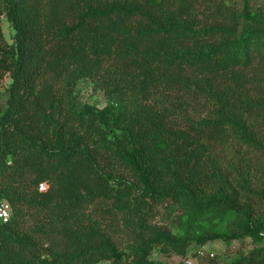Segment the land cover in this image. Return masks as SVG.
<instances>
[{"label":"trees","instance_id":"trees-1","mask_svg":"<svg viewBox=\"0 0 264 264\" xmlns=\"http://www.w3.org/2000/svg\"><path fill=\"white\" fill-rule=\"evenodd\" d=\"M2 14L0 264H158L154 247L264 236V18L247 0H0ZM82 78L104 105L78 101ZM164 200L240 220L177 235L152 221ZM225 264H264V242Z\"/></svg>","mask_w":264,"mask_h":264},{"label":"rangeland","instance_id":"rangeland-1","mask_svg":"<svg viewBox=\"0 0 264 264\" xmlns=\"http://www.w3.org/2000/svg\"><path fill=\"white\" fill-rule=\"evenodd\" d=\"M247 1L250 12L264 18V0ZM232 2L238 9L241 8L242 0H232ZM0 28L5 41L11 43L13 29L3 14L0 15ZM9 81L10 79L7 74L0 79V109H3L6 105V89ZM74 93L78 101L87 102L96 107H100L106 102L102 90L98 89L87 78L79 79L76 82ZM235 150L236 143L234 140H231L223 149L224 152L228 154L233 153L234 157H237ZM237 183L238 179L234 184L237 186ZM239 191L240 188H238V192ZM263 205L264 204H262L261 207H263ZM239 220V217L232 211H221L214 207L195 210L186 204L175 203L170 200H164L154 207L152 219L153 222L163 225L174 234L188 236H199L214 232L228 231L236 228ZM123 239V237L118 238L117 242L119 247L125 246V241ZM263 242L264 236L257 239L247 235H242L230 240H222L219 238L210 239L202 245L191 240L182 255L174 252L163 254L157 247H154L148 255V258L158 264H225L239 254L246 252L249 248L262 244ZM200 248L205 252L204 255L197 254ZM95 264L116 263L110 260H101ZM120 264H127V259L123 258Z\"/></svg>","mask_w":264,"mask_h":264},{"label":"built area","instance_id":"built-area-1","mask_svg":"<svg viewBox=\"0 0 264 264\" xmlns=\"http://www.w3.org/2000/svg\"><path fill=\"white\" fill-rule=\"evenodd\" d=\"M38 189L43 190L45 188V182H39L38 183ZM9 217V205L5 200H0V221L5 222ZM198 255H204L205 252L202 248H200L197 252ZM211 256V254H210Z\"/></svg>","mask_w":264,"mask_h":264}]
</instances>
